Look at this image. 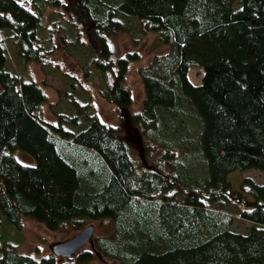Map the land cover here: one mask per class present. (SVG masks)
<instances>
[{
	"label": "trees",
	"instance_id": "1",
	"mask_svg": "<svg viewBox=\"0 0 264 264\" xmlns=\"http://www.w3.org/2000/svg\"><path fill=\"white\" fill-rule=\"evenodd\" d=\"M70 1L44 0L35 9L61 8L86 28L97 47L93 66L114 76L102 96L119 109L130 105L120 83L137 57L113 60L106 38L130 18L168 48L139 71L143 98L128 116L141 139L162 152L156 165L135 173L117 130L95 116L79 111L87 125L76 132L61 125L78 127L76 115L44 122V94L5 70L3 44L23 62L39 63L40 17L19 0H0V264H86L92 256L123 264L128 257L133 264H263L264 187L246 180V202L227 177L264 173V0ZM191 67L202 69L199 85L187 79ZM13 151L34 166L20 164ZM234 199L243 202L238 218L251 224L245 235L230 230L225 208ZM23 218L77 232L86 221L106 219L113 235L94 239L74 263L54 256L35 262L3 232L18 231ZM129 238L133 248L126 249Z\"/></svg>",
	"mask_w": 264,
	"mask_h": 264
},
{
	"label": "rangeland",
	"instance_id": "2",
	"mask_svg": "<svg viewBox=\"0 0 264 264\" xmlns=\"http://www.w3.org/2000/svg\"><path fill=\"white\" fill-rule=\"evenodd\" d=\"M19 1L40 17V27L36 33L37 40L34 46L39 49L41 59L37 64L23 62L15 57L10 44L4 41V49L8 58L5 70L15 73L21 80L35 83L41 89L46 98L45 104L41 106L43 121L56 124L59 119L58 115L67 119L76 115L79 122L78 127H72L67 123L61 124L68 131L76 132L87 125L81 116L83 114L93 115L103 125L117 130V136L126 144L130 164L135 173L143 167L156 165L162 152L161 148L144 142L139 133L129 124L128 116L140 110L143 98L139 71L147 67L153 58L164 55L168 48L160 44L156 34L141 33L140 26L130 18L122 19L125 26L122 32L111 34L106 38L113 60L127 54H135L137 57L135 61L127 64L126 73L120 83L121 87L128 90L130 105L119 109L108 103L102 96L106 87L114 82V76L108 72L105 77H102L93 66L92 59L97 47L88 37L86 28L73 19L71 12L61 8L46 7L42 12H38L44 0ZM60 1L66 7L71 3L70 0ZM102 1L116 5L120 0ZM37 7L38 9H35ZM113 71L115 72L114 68ZM201 77L202 69L189 68L187 79L192 85H199ZM79 111L82 112L81 116H78ZM12 156L22 165L34 166V160L23 152L13 151ZM96 168L97 163L94 164V169ZM246 180L264 187V173L250 169L231 173L227 177L233 195L246 202H251V198L245 193L248 188L244 185ZM230 204L225 208L230 215V230L238 234H247L251 224L240 220L237 216L238 212L243 209V202L234 199ZM84 225L92 226V241L112 238L114 224L110 220L86 221ZM261 230L264 232V228ZM3 232L8 239H12L18 254L30 257L37 262L40 258L53 256L51 246L67 240L77 230L71 228V224H65L61 230L49 231L42 225L23 218L18 231L12 232L4 228ZM130 243L129 238L126 243L128 245L124 247L133 248ZM91 245L81 247L67 261L74 263L80 253L91 252ZM128 258L129 263L133 264L134 257ZM123 263L120 259H101L92 256L86 264Z\"/></svg>",
	"mask_w": 264,
	"mask_h": 264
},
{
	"label": "water",
	"instance_id": "3",
	"mask_svg": "<svg viewBox=\"0 0 264 264\" xmlns=\"http://www.w3.org/2000/svg\"><path fill=\"white\" fill-rule=\"evenodd\" d=\"M92 231L91 225L85 226L67 240L53 244L51 254L62 260L71 258L81 247L92 244Z\"/></svg>",
	"mask_w": 264,
	"mask_h": 264
}]
</instances>
